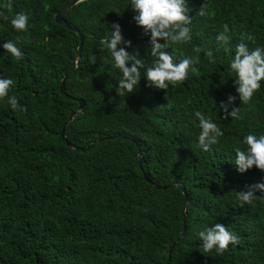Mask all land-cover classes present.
I'll return each instance as SVG.
<instances>
[{"label":"trees","instance_id":"16d2710c","mask_svg":"<svg viewBox=\"0 0 264 264\" xmlns=\"http://www.w3.org/2000/svg\"><path fill=\"white\" fill-rule=\"evenodd\" d=\"M67 1L0 0V78L14 81L9 97L27 109L0 100V264H166L178 238L170 264H264V192L257 191L252 204L237 199V192L264 183V172L253 167L241 173L233 161L248 134L264 135V82L242 104L230 71L241 34L254 37L245 40L249 50L264 47V0H188L191 40L165 51L177 62L199 55L194 67L200 73L190 71L185 82L158 90L142 72L137 88L122 97L116 92L121 74L101 41L119 23L131 47L118 48L138 52L148 65L150 34L137 25L130 0L74 4L66 17L84 40L61 94L79 43L76 32L54 19ZM203 5L208 14L197 16ZM19 12L29 17L23 32L11 25ZM225 24L230 51L216 40ZM9 40L20 48L19 59L2 47ZM209 49L215 63L205 57ZM229 95L241 109L236 120L223 119L220 110ZM77 98L86 110L69 121ZM196 111L224 133L207 152L198 145ZM62 129L75 146L94 145L72 149ZM176 182L188 196L185 217ZM216 223L240 243L223 254L203 253L198 232Z\"/></svg>","mask_w":264,"mask_h":264},{"label":"clouds","instance_id":"9594fccd","mask_svg":"<svg viewBox=\"0 0 264 264\" xmlns=\"http://www.w3.org/2000/svg\"><path fill=\"white\" fill-rule=\"evenodd\" d=\"M132 10L137 13L134 19L145 35L150 34V55L151 63L146 65L144 59L137 58L139 53H129L120 44H126L131 47V41H125L122 35L121 25L114 23L111 26L110 36L101 41L103 47L107 49L112 58V67L119 71V86L116 92L119 96L126 93H132L140 83L142 72L146 76L149 87L158 90H167L169 86H177L188 79L191 71L199 74L200 69L194 67L198 65L199 55L195 58L185 57L178 62L173 54H169L165 49L172 48L174 45L187 43L191 40V29L188 27L192 23L189 16L190 8L188 0H130ZM10 9L11 5H5ZM206 5H203L198 11L197 16H206ZM3 15V12H0ZM4 19H8L4 16ZM29 17L25 12L16 13L11 18V25L17 32L26 31L28 28ZM224 30L220 32L216 40L224 46L225 51H230L228 45L231 37L227 24ZM163 40L164 43L159 41ZM245 40L254 41L250 34H241L240 43L235 47L234 58L230 61V71L235 74V88L239 94L242 104H248L254 94L260 90L261 83L264 82V47H256L249 50ZM19 38H17V42ZM2 47L11 56L19 59L22 52L17 43L11 40L7 41ZM174 50V49H173ZM196 53L203 51L200 47L194 49ZM205 57L212 63H215L213 51H205ZM95 63V57L92 58ZM130 65V66H129ZM143 70V71H142ZM14 81L12 79L0 78V100L8 97L7 103L13 110L26 111L22 108L16 96L9 97V90ZM167 99V96H165ZM235 95H229L227 101L220 103V110L223 111V119L229 117L232 120L239 118L240 107H235ZM194 116L199 120L201 131L198 135L199 147L207 152L212 145L219 143V138L223 136L221 128L210 118H207L200 111H196ZM244 147H236L234 164L241 173L247 172L253 167L264 172V135L248 134L243 140ZM264 192V183L250 185L246 190L237 192V199L241 206L252 204L257 198L256 192ZM198 237L202 241L203 253L215 250L218 254H223L230 245L239 244V237L231 232L225 225L216 223L214 226L206 227L198 232Z\"/></svg>","mask_w":264,"mask_h":264},{"label":"water","instance_id":"95a60500","mask_svg":"<svg viewBox=\"0 0 264 264\" xmlns=\"http://www.w3.org/2000/svg\"><path fill=\"white\" fill-rule=\"evenodd\" d=\"M82 0H68L54 15V19L56 21H60V22H63L66 24V26L73 30L74 32H76V34L79 36V43L77 45V49H76V52H75V55L74 57L72 58V65H71V69L69 71L68 74H66L60 81V87H59V91L61 94H66L65 92V80L69 78L70 74L74 71V69L76 68L77 66V62H78V59L80 58V54H81V47H82V43H83V40H84V36L83 34L81 33L80 30L77 29V27L72 24L66 17L67 15V11L70 7H72L74 4L80 2ZM77 107L76 109L70 114L69 116V121H71L75 115H78V114H82L85 112L86 110V103L85 101L82 99V98H77ZM60 136L61 138L65 141L66 145L71 147L72 149H80L81 151H85L87 150L89 147L93 146L94 145V142H91L90 145H87V146H84V147H77L75 146L74 144L70 143L68 140H67V137H66V133H65V130L62 129L61 133H60ZM100 139L96 140L99 141ZM137 146V157H138V166L139 168L142 170V159H141V149H140V146L139 144H136ZM143 178L148 181L150 184H153V182L148 178V175L146 173H143ZM177 188L181 189L183 194H184V201H183V210H182V215L183 217L186 216V207H187V204H188V196H187V193H186V190H185V187L182 183L180 182H176L174 184ZM157 188H159L158 185H155ZM186 229V225H183L182 227V230L180 232V236L179 237H182L183 234H184V231ZM179 238L176 239L173 244L169 247V250H168V257H167V262L166 264H170V259H171V251H172V248L174 245L177 244Z\"/></svg>","mask_w":264,"mask_h":264}]
</instances>
